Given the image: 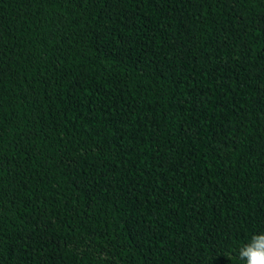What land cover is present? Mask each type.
<instances>
[{
    "label": "trees",
    "instance_id": "1",
    "mask_svg": "<svg viewBox=\"0 0 264 264\" xmlns=\"http://www.w3.org/2000/svg\"><path fill=\"white\" fill-rule=\"evenodd\" d=\"M264 232V0H0V264H245Z\"/></svg>",
    "mask_w": 264,
    "mask_h": 264
},
{
    "label": "clouds",
    "instance_id": "2",
    "mask_svg": "<svg viewBox=\"0 0 264 264\" xmlns=\"http://www.w3.org/2000/svg\"><path fill=\"white\" fill-rule=\"evenodd\" d=\"M239 258L245 264H264V232L253 235L250 242L239 249Z\"/></svg>",
    "mask_w": 264,
    "mask_h": 264
}]
</instances>
